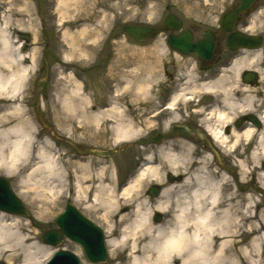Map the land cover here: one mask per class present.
<instances>
[{
    "label": "bare ground",
    "instance_id": "obj_1",
    "mask_svg": "<svg viewBox=\"0 0 264 264\" xmlns=\"http://www.w3.org/2000/svg\"><path fill=\"white\" fill-rule=\"evenodd\" d=\"M23 1L17 2L23 4ZM58 2L64 6L61 19L64 21L68 17L66 10L79 0ZM14 3V0H0V173L7 177L19 176L20 186L24 189V191L19 189V194H24L26 189L34 190L36 198L44 197L47 203L52 204L55 203V197H60L61 191L66 187L67 174L64 165L58 162V154L50 148L49 140L41 141L37 130L24 119V109L19 101L27 91L36 68L33 64L34 57L28 58L21 54L19 49L22 43L17 42L21 44L20 47L14 46L11 31L16 23L22 25L16 17L20 15L24 20L26 15L30 16L31 8L30 5L23 4L19 10H15ZM29 22L32 25L33 21ZM256 23L255 21L254 27ZM259 31L257 29L254 32ZM85 32L81 31V37L86 38ZM66 37H71L76 45V38L72 34L67 33ZM66 55L64 54L65 59L71 58ZM26 60L30 66H23L22 62ZM262 60L264 47L254 51L245 50L243 55L229 68L223 70L218 78L200 84L197 80L196 84L193 82L195 75L189 71L187 73L189 75L186 76L187 87L178 94L175 93L167 107L175 109V105L182 99L187 102L201 90L213 93L218 99L217 105L211 107L200 126L212 137L222 164L225 157L234 156L235 148L240 141H250L257 137L259 154L257 151L253 152L252 158L247 160L234 158L237 162L235 161L233 165L239 168H236L239 170L238 178L229 180L224 174H216L213 167L208 165L209 162L211 164L215 162L213 156L198 150L191 140L184 138L176 139L169 144L164 143L160 140L163 133L159 130L152 135L157 139L154 143L158 147L147 152L146 164L138 174L130 176L128 183L121 190L114 185V174L108 184L104 183L105 167L108 164L99 170L98 189L93 193L89 190V185L88 188L83 186L80 176L74 179L75 201L89 196L95 208L100 209L102 213L100 220L108 238L107 241L104 240V246L105 250L109 249L113 259H118L120 250L126 257L125 264H264V221L258 223L259 226L256 225L254 219L257 216L251 214L253 208L257 210L255 200L247 193L241 192L242 189H246L245 183L249 175H252L248 174L249 166L254 163L256 168L259 167L264 156V129L258 130L261 125L264 126V102L259 104L261 107V111L258 110L259 115L249 112L255 107L257 100L253 96H246L252 86L242 85L239 80L243 71L256 70L264 82ZM47 81L44 80V83ZM152 82L151 77L147 79V83H136L135 90L138 94L141 93L140 96L143 95L142 91L150 94L151 85L148 83ZM192 82L195 85L188 88ZM127 86L123 87V91L117 89L114 93L116 100L107 109H99L93 113H90L89 98L81 95L80 84L74 91L60 98V102L62 108L70 115H89L96 124L107 120L115 138L114 144H118L111 151L119 154L122 151V148H119L120 143L129 142L141 135L140 129L134 128L132 122L127 123L124 120V107L117 102L125 92H128ZM37 87L39 96L49 95L48 87L40 84H37ZM238 89L242 90L239 94ZM80 107L82 109L79 112ZM239 113L251 115L244 116L249 120H254L252 117L255 116V122H249L243 130L237 131L236 124L239 121L233 122ZM43 127L40 125L41 129ZM226 127H233L231 134ZM94 131L96 133L92 132V136L98 141L104 139L110 141L106 137L109 130ZM148 138L139 140L140 148L148 149L147 144L144 146L142 143ZM174 144L180 145L179 151H176ZM98 150L97 148L93 151ZM156 153L165 164L153 165ZM197 153L201 154L199 159L196 157ZM91 156L95 157L96 154ZM103 161L97 160L98 163ZM195 162L198 163V169L194 168ZM89 167H83L81 175ZM233 181L236 190L233 189ZM149 182L156 184L146 189L145 186ZM258 184L263 190L260 187L256 190L263 194L264 203L263 170ZM159 185L163 186V190L157 192L159 196L152 204L150 200H142L140 194L148 197L153 193V188ZM58 201L57 199L56 204ZM23 211L28 210L23 207ZM155 214L157 217L153 220ZM19 217L0 211V259L7 260V264H44L53 255L52 250L36 241V234L32 232V222ZM243 237L250 238L243 240ZM82 264L91 262L85 259Z\"/></svg>",
    "mask_w": 264,
    "mask_h": 264
},
{
    "label": "rangeland",
    "instance_id": "obj_2",
    "mask_svg": "<svg viewBox=\"0 0 264 264\" xmlns=\"http://www.w3.org/2000/svg\"><path fill=\"white\" fill-rule=\"evenodd\" d=\"M14 1L15 10H19V7L23 4L26 6L30 5L31 8L30 16L26 15L24 18L25 22L21 19L22 16L18 15V17H16V20L20 21L22 25L16 23L11 31V37L15 47L21 46V44H17V42H21L25 45L18 37V33L30 35L31 43L28 49L30 52L26 53L22 47L23 45L19 50L22 52L21 54L23 56H27L28 58L31 56L34 57L33 64L36 68V73L32 77L27 91L19 101L24 109V119L37 130V134L41 141L49 140L51 144L50 148L55 154L56 147L62 154L63 152L66 153L64 157L67 158L68 161L66 162L64 160V165H67V168L71 171H69L72 175L71 178L74 180V178L80 176L79 179L83 182V186L85 188L90 186L89 190L92 191V193L98 189V177L100 176L98 172H100L99 170L103 166L108 164V166L105 167L104 183L108 184L111 180V176L114 174V185H117L121 190L126 182L129 181L131 176L130 171L146 164L145 157L148 154L147 152L150 149H155L158 145L151 144L146 146L148 149L138 147L130 150L125 149L120 152L121 154H111L109 156L110 159H103V162L98 163L97 160L100 159L98 157L89 156L79 159L73 152L72 146L69 143L53 139L50 133H48V129L45 128L42 130L40 128V121L38 120L40 119L39 114L43 115L42 119L46 121V123L48 122L53 127L57 128L62 137H67L68 135L70 141L76 142L77 144L84 142L87 145L105 151L114 150L116 148V144H114L115 138L110 129L111 125L106 122L107 120L104 119L100 124H96L89 115L83 116L80 114L79 116H73L66 113L64 108H62L63 106L60 102V98L74 91L78 87V84H81L80 82L84 83V87L81 84L83 90L81 95L87 96L91 105L93 104L90 108V113H93V111L97 112L99 109H107L109 105L116 100L114 93L117 89L123 91V87L131 83V85L126 87L128 88V92H125L122 98H119L117 101L124 107V120L127 123L132 122L134 128L141 130V135L131 141L146 138L153 130H161L164 133H168L165 128H169L171 125L193 123L194 125L200 126L211 107L215 104L217 105L218 99L216 97L213 98L211 95H206L204 93L205 90H201L195 94L197 100L192 104L182 99L181 102L175 105V109H167L170 103H164L163 98L165 97L162 98V94L165 87H170L168 85L170 84L169 81L164 77L163 68V65L167 63L168 57L164 58L163 55H161L163 52L162 49H160V51L157 50V45L150 41L146 43L136 42L129 36L125 29L123 30V26L126 24L157 25L161 19L165 18L168 12H173L184 20L183 28L185 26L189 27L194 24L196 25L197 20L200 18L207 20H204V26L208 27L212 25L211 23H214L212 16L220 15V11L225 10L227 2L230 0H79L78 3L66 10L65 13L68 14V17L64 21H61L62 13H64L62 12L64 6L60 5L58 0H24L23 4L17 2L18 0ZM54 13H56V15H54ZM58 15H60V17H58ZM30 20L33 21L32 25L29 22ZM22 28L23 30H19ZM83 30L86 31V38L80 35ZM67 33L72 34L76 38V45H74L75 41H72L71 37H66ZM46 40H48L51 46L48 48V53L45 55L51 67L49 73L51 90L49 95L43 98L42 95L38 96L37 84L46 73L45 69L47 67V62L44 61L45 56H43ZM64 54L69 55L71 58L65 59L66 57H64ZM106 57L107 60H105ZM22 64L23 66L31 65L27 60L23 61ZM176 64H178L177 60ZM168 65L170 66L171 63H168ZM261 66L264 68V60L261 61ZM182 71H185V69L177 70V77ZM151 77L153 78V84L148 83L151 85L149 86L150 94H146L142 91L143 95L140 96L141 93L138 94L135 90L136 83H147V79ZM144 78H146V80ZM259 79L258 83H253L250 91L246 93V96H253L257 100L255 107L251 111L249 110V112L255 113L254 115H259L258 110L260 109L259 112L261 111L259 104L261 105L264 102V82L261 77ZM195 81L196 78L193 79V82ZM193 82L189 84L188 88H192L196 84V82L195 84ZM176 83L178 84L177 79ZM186 83L182 85V87H178L177 84L171 85V88H173L171 89V94L174 92L178 94L180 90L187 87ZM238 91L239 94L242 90L238 89ZM81 109L80 107L79 112ZM242 113H239L233 122L235 123V121L244 119V123L241 124L239 129H236L237 131L243 130L249 122L254 123L253 120L244 117L251 115H243ZM246 113H248V111ZM252 118L255 119V116ZM176 120L179 121L175 123ZM50 124H48V126ZM156 127L160 129H154ZM96 129L104 130V132L109 130L108 136L106 137H108L110 141L108 142L106 139L98 141L95 139L92 136V132H95L94 130ZM225 129H233V127H226ZM262 129H264V126L261 125L258 130ZM184 138L183 136H175L164 143L167 142L166 144H169L171 141L176 139L182 140ZM256 138L250 141H240L238 147L235 148L236 152L234 156L228 155L229 158L226 157L227 163L225 164V168L228 170L219 169L217 166L219 171L222 170L220 174H224L227 178L229 177V180H233L235 174L229 169L234 168L238 176L239 170L237 171V169L239 168L233 165L236 161L234 158L237 157L238 159L244 160L252 158V153L257 151L259 145ZM193 140L194 139H191V141L196 144ZM229 146H231V143L227 146V151H229ZM174 147L176 151L180 150L179 144H174ZM195 147L201 150L198 145H195ZM196 156L198 157V153ZM263 162L264 156L261 159L259 167L256 168V164L254 163L249 166L248 174L252 175H249L250 177L245 183L247 186L246 189H242L241 191L247 193L248 196H252V200H255V205L257 206L255 209L257 210L253 208L251 214L257 216L254 219L257 226L260 225L258 223L262 222V220L264 221V203L262 196L256 190L257 187H260L258 183H260ZM161 163L165 164L159 154L156 153L153 165H161ZM194 164V168L198 169V163L195 162ZM208 165L212 166L213 169L216 168L211 162H209ZM86 166L90 167L81 175L83 167L85 168ZM165 168L169 170L168 167ZM73 170L75 172L72 173ZM132 176H134V174H132ZM0 177L7 176L0 173ZM18 177H7L12 181L16 193H19V189L24 191L20 186ZM85 179L89 180L84 181ZM72 184H74L73 181ZM153 184L155 183L149 182L146 184L145 188L149 189ZM66 187L63 188L59 197L60 201H58L57 204L56 200L58 197H55V203L50 204L45 201L44 197L36 198L34 190L26 189L24 194H19L22 196L24 203L30 211V220L33 224L32 232L36 234V241L40 245L42 244L50 248L52 253L55 252V248L43 244L41 241V234L45 231L46 227L53 226L54 217L58 211L60 212L62 210L60 206L62 205V200H65L64 192L66 194ZM233 189L236 190L234 181ZM56 191L57 190H55V192ZM140 195L143 197L142 200H150L151 204L157 199L150 196L147 197L144 194ZM76 203L86 216L93 219L100 226H104L100 220V218H102V213L100 209L95 208V204L89 199V196L87 198H79ZM41 212L44 214H40ZM156 215L157 214L153 216V220ZM247 238L249 239L250 237H243V240ZM62 246L77 254L83 261L85 260L82 249L77 245L66 241ZM118 254H120V256L116 260L109 254L110 260L108 263L104 264L127 263L126 257L122 254V251L119 250ZM2 261L7 264V260L0 259V262Z\"/></svg>",
    "mask_w": 264,
    "mask_h": 264
},
{
    "label": "flooded vegetation",
    "instance_id": "obj_3",
    "mask_svg": "<svg viewBox=\"0 0 264 264\" xmlns=\"http://www.w3.org/2000/svg\"><path fill=\"white\" fill-rule=\"evenodd\" d=\"M240 3L241 0H230L227 2V7L225 10L220 11V15L212 16L214 23L210 22L212 25L208 27L204 26V20L206 19L200 18L197 20L196 25L185 26L182 30L174 32L167 30L163 20L160 21L156 27L155 36L150 42L157 45V50L160 51L162 49L164 58L168 57L167 63L163 65V68L164 77L169 81L170 84L168 85L170 87L164 88L162 98L167 97L168 93L171 92V89H173L171 85L177 84L176 79L178 87H182L186 83L185 78H187L188 71H193L198 83L201 81L207 82L216 79L220 76L221 71L229 68L235 60L239 59L245 52L244 50L231 51L226 47L227 40L233 34L244 33L259 37V41L257 40L256 43L261 42L264 47V0H257L248 10L239 14L235 23L232 24L233 30L231 32L221 23L224 12L235 9ZM255 21L257 22L256 27L253 26ZM183 26L184 20L182 23ZM257 29L260 31L254 32ZM185 33V38H188V36L191 37V42L194 46L201 45V54L191 53L184 55L181 52H176L168 45L171 36L179 37ZM211 43H213V46ZM210 45L213 50L210 49ZM47 47H49L48 44ZM105 60H107V57ZM176 60L178 64H176ZM168 63H171V65L169 66ZM178 69H185V71H182L177 77ZM239 80L242 84H245L250 78L247 77V79H244V77H240ZM163 99L165 100V98ZM80 145L82 149L91 146L84 142H81Z\"/></svg>",
    "mask_w": 264,
    "mask_h": 264
},
{
    "label": "water",
    "instance_id": "obj_4",
    "mask_svg": "<svg viewBox=\"0 0 264 264\" xmlns=\"http://www.w3.org/2000/svg\"><path fill=\"white\" fill-rule=\"evenodd\" d=\"M254 0H243L242 1V7L238 10H236L234 13L230 14V16L236 17L237 14H239L242 10L246 9ZM231 18V17H230ZM173 21V16L169 17L167 19V22ZM126 30H128L132 36L137 37L141 32L147 31V29L144 28H125ZM176 29H178V27H176ZM245 39V38H244ZM235 41L234 39H230L229 42V47L231 48H237V46L234 44ZM174 48H177L179 50H181L183 53L187 54L189 52L192 51H197L198 48H194L191 43H185L183 44L182 47L177 46V42H175V44H173ZM41 86H44L45 83L44 81L41 82L40 84ZM46 86V85H45ZM181 132V134H184L186 136H191L192 131H188V129H173V131L169 134V135H162L160 136V140H163L165 138L171 137L172 135H175L176 132ZM197 136L199 137V140H205L208 141V139L206 138V136H204L201 132H197L196 131ZM157 139H150L149 141L144 142V144H148L150 142H155ZM209 142V141H208ZM210 143V142H209ZM213 152L216 154V152L213 150ZM90 153L92 154H96V155H101V156H108V154L100 152V151H93L90 150ZM153 193L152 195L155 196L157 195L158 191H160V188H153ZM0 200L8 203L6 205H10L12 204V200H15L14 195L12 194V192H10L9 190H4L2 191L0 189ZM14 205V204H13ZM17 205V204H16ZM14 205V206H16ZM2 208V207H0ZM8 211H14L13 208H8L6 209ZM17 211H22V210H17ZM22 213L24 215H27L25 212H19ZM72 217L70 216V220L67 218H60V220H57V224L62 228L61 231H58L56 234L51 232L49 238H50V242H52V244L57 245L59 242H61L62 240V236L66 235L70 240L77 242L79 244H81L85 250L86 256L87 258L92 261V262H101V261H108V257H107V253L105 250V246L104 243L102 241V239L98 238V234H100V230L96 227H94L92 224L88 223V222H84L82 221L80 224H77L76 222H72ZM65 255H68V253L65 252H60L58 254L55 255V257L52 259V261L49 264H58L61 262H64L62 260V257H64ZM68 261L71 259H67Z\"/></svg>",
    "mask_w": 264,
    "mask_h": 264
}]
</instances>
